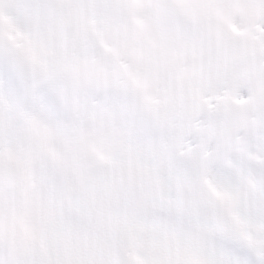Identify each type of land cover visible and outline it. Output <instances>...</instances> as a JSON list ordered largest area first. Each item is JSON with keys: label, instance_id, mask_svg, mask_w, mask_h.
Here are the masks:
<instances>
[{"label": "snow or ice", "instance_id": "1", "mask_svg": "<svg viewBox=\"0 0 264 264\" xmlns=\"http://www.w3.org/2000/svg\"><path fill=\"white\" fill-rule=\"evenodd\" d=\"M0 264H264V0H0Z\"/></svg>", "mask_w": 264, "mask_h": 264}]
</instances>
